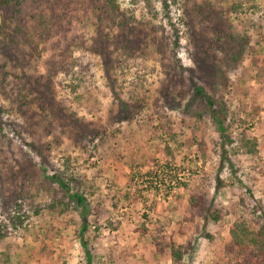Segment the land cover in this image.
Wrapping results in <instances>:
<instances>
[{"label": "rangeland", "instance_id": "1", "mask_svg": "<svg viewBox=\"0 0 264 264\" xmlns=\"http://www.w3.org/2000/svg\"><path fill=\"white\" fill-rule=\"evenodd\" d=\"M190 1L167 0L165 8L163 0H149L156 14V18H153L147 14L144 0H117L122 11L131 12L135 16L134 28L131 29L134 37H142L146 31H150L153 35L151 42L146 45L145 67L142 69L146 80L151 84L147 107L140 115L134 117L131 123L121 118L123 109L117 99L128 101L127 89L128 85L135 81V69L126 71L127 74L123 75L119 69L114 68L112 63L106 64L101 58L93 59L95 67L92 75L89 76L91 78L88 88H91L93 96L97 98L95 104V108L99 111L97 114L90 113L83 106L86 101L80 95L82 89L71 94L70 88L67 87L70 80L59 77L57 81L58 103H62L63 107L66 106L76 114L79 125L75 128L88 127L93 131H98L101 136L107 137L104 143L98 146L99 156L87 162L82 163L80 148L83 147L82 144L86 148L89 138L82 140L80 144L75 142L73 133H76V129H61L56 119H50V124L53 125V130H50L45 121H41V111L36 104L37 98L43 92V85L39 87L36 85L37 81L47 73L49 68L53 67L54 56L61 51L62 44H66L73 34L57 35L44 43L36 38L39 44L38 50L35 51L36 54H32L30 48L24 47L19 55H9L8 58L13 59L11 66H6L0 71V75L4 76L3 83L19 78L22 79L19 87L31 85L35 91L25 100H21L17 94L1 85L0 82V108L4 110L2 115L4 118H10V116L18 118L25 128L22 139L15 138L9 130H5L4 134L0 133V173H6L5 169L11 166L21 169L19 162L23 166L28 164L30 153L21 142L22 140L26 143L35 142L44 145L46 147L43 152L44 157L58 169H62L61 164L64 158L70 160L81 158L76 173L77 179H82L85 186H89L90 181L94 183V193L105 199L106 209L112 220L118 223L116 232L105 230L98 234V239H92L90 246L95 251L97 250L94 258L96 264H171L169 261H157L152 256L150 232H153L154 226L164 227L168 236L176 230L180 225L179 202L185 204L188 190L200 181L197 178L198 175L211 178L218 166L219 157L211 145V140H216L218 137L213 133L210 125L207 126L204 136H197L184 127L182 132L177 133L175 137H170L162 132L152 131L145 123V117L151 108L150 104L158 98L165 80L159 59L162 64H169L171 61L168 45L174 30H177L183 46L178 52L182 65L193 69L201 85L220 104L225 103L229 110L239 108L241 111L239 119L242 120L239 130H243L247 138L255 143L257 157L261 162L264 161V0H255L252 6L244 4L237 12L228 10L231 6L230 0H220V6L229 11L225 16L226 23L222 21L223 25L231 27V38L228 43L224 40L220 44L218 55L211 52L207 56L200 55V44L210 42L213 36L212 30L209 29V24L208 28L200 24L192 14L190 15L189 10L193 7V2L201 3L203 0ZM76 29L80 30L79 26H75L72 31ZM131 32L125 30L112 34L115 39L114 44H125L129 41L128 39L134 42L138 40L131 39L129 35ZM3 47L12 46L9 42H3L0 39V58L3 54ZM78 56L80 52L75 51L73 58ZM109 72L117 73L115 82L111 83L107 75ZM173 76L175 85H172V89L179 88L178 85L184 87L186 81L180 77V73H174ZM228 90H231L230 94ZM188 96L186 93L185 99ZM183 106H185L184 102H181L179 109L170 112L173 125H178L179 117L185 113L204 112V108L198 102L192 103L187 108L184 107L185 111L182 114ZM65 116L62 110L61 119ZM47 128L50 133L45 130ZM117 129L122 134L117 133ZM175 130H177L176 127ZM235 133L236 130L232 129V138L235 137ZM200 139L205 146L201 147L203 151L198 156L197 143ZM225 148L229 152L231 161L235 165L243 163L244 170L249 172L250 155L246 154L244 149L235 142L225 145ZM233 151H237L238 156L231 155ZM155 161L189 168H195L196 163L201 162L203 169L186 184L187 187H184L183 193L174 196L169 202L158 205L156 202L144 199L140 190L133 188L131 180L133 170ZM42 165L36 157L34 166L24 170L25 175L33 183L29 188V195L34 203L45 201L47 196L54 195L49 192V181L43 176ZM259 165L264 167V163H259ZM228 174L227 164L224 163L221 176ZM46 175H52V169L49 167L46 169ZM1 176L4 177V174ZM243 189L239 184H234L233 187L227 186L219 191L211 188L209 192L217 203L226 207L229 205L234 207L236 201L231 198V192L237 190L241 195ZM262 189H264V177L259 179L256 188H253L255 198H262ZM85 197H88L87 194ZM112 197L114 199L110 201ZM94 203L91 200V204ZM113 203L117 204L116 208L112 206ZM144 214H147L146 220L143 219ZM46 215L45 217L31 216L25 222L26 233L14 231L9 237L8 241L19 248L15 254H12L10 264H80L83 261L81 240L74 238V231L80 225L78 216L76 214L69 216L70 226L61 227L57 232L58 235L47 237L45 229L39 232L40 228H48L55 224L53 217ZM230 223L231 217L229 216L217 226L208 224L205 231L213 233L215 241L221 244L228 235ZM89 224H92L91 219ZM142 224L149 233L145 235L139 233ZM182 226L186 228V234H192L197 238L194 251L184 258L182 264H187L189 261L193 264H212L214 254L209 240L203 233L195 234L185 224ZM92 231L93 227H90V233L85 235L86 238H90L89 234ZM8 241L4 240V242ZM44 249L49 250L51 254L44 253L41 256ZM111 249H113V256H116L114 261L104 262L103 254Z\"/></svg>", "mask_w": 264, "mask_h": 264}, {"label": "trees", "instance_id": "2", "mask_svg": "<svg viewBox=\"0 0 264 264\" xmlns=\"http://www.w3.org/2000/svg\"><path fill=\"white\" fill-rule=\"evenodd\" d=\"M167 0H163V6L166 8ZM229 11L237 12L241 10L244 4H254L255 0H230ZM147 14L156 18L154 8L149 0H144ZM186 2H191L186 0ZM193 2V1H192ZM220 0H203L201 3L193 2L190 15L206 28L212 30V39L206 44H200V55L207 56L211 52L218 55L220 44L226 40L229 42L230 26L223 25L228 10L220 6ZM134 14L121 10L117 0H0V39L3 42H9L12 47H3L0 58V71L6 66H11L13 59L9 55H19L25 48H30L32 54H36L39 44L36 41L44 43L57 35L73 34L66 42L62 44L61 51L54 56L52 68L39 78L36 85H43V92L37 98L36 104L41 111V121L53 130L50 119L58 120L61 129H76L73 133V139L77 143L89 138L88 145L82 144V159L70 160L64 158L61 164L62 169L49 162L43 155L46 147L35 142H23L25 148L30 153L28 164H21V169L7 167L6 173H0V264H10L12 254H15L19 248L14 246L9 237L14 231H27L25 222L31 216H47L49 214L54 219V226L45 229L47 237L58 235L59 228L70 226L72 214H76L80 221L79 228L74 231V238L81 240V250L83 261L80 264H96L95 255L97 250L90 244L92 239H98V234L102 231H117L118 223L113 221L108 210L105 207V199L94 193V183L90 181L89 186H85L82 179H77L76 173L82 163L99 156V147L107 138L100 135L98 131H93L88 127L82 129L75 128L79 120H76V114L58 103V79L59 77L69 79L70 93L75 94L79 89L85 102V108L93 114L99 113L95 108L97 98L93 96L91 88L89 89V79L92 70L95 67L93 59H102L104 63H112L114 68L119 69L123 75L126 71L135 69V81L128 85V101L124 102L118 98L122 110L121 118L131 123L134 117H137L147 107L148 94L151 84L146 80L144 60L146 58V45L151 42L153 35L146 31L142 37H134L131 29L134 28ZM226 23V22H225ZM209 24V25H208ZM212 24H215L212 26ZM75 26L80 30L72 31ZM128 30L131 39H138L135 42L128 39L125 44L115 45L112 34H117ZM75 32V34L73 33ZM21 42L23 44H21ZM235 43L233 42V46ZM183 48L181 40L178 37L177 30L172 32V38L168 45L171 61L169 64H159L163 70L165 78L161 92L152 104L149 113L145 117V123L152 131H159L163 134L175 137L177 133L182 132L185 127L195 135L204 136L207 126L210 125L213 133L217 135L216 140H211L212 148L218 154L219 162L215 168L213 177H202L198 175L200 181L188 190V196L185 201L179 202L180 225L169 236L164 227L154 226L151 236L152 256L157 261H169L171 264H182L186 256H190L194 251L196 237L192 234H186L185 224L195 232L203 233L209 240L212 247L214 260L212 264H264V189L261 199L255 198V190L259 179L264 177V167L259 165L256 145L249 140L243 130H239L242 120L239 119L240 110H229L225 103H219L211 96L201 81L195 75L192 68H186L182 65L178 52ZM241 48V47H240ZM75 51L80 52V56L73 58ZM242 53V48L241 51ZM38 55V54H37ZM180 73V77L186 81L184 87L172 89L174 83V73ZM4 74L6 72L4 71ZM127 74V73H126ZM108 77L112 82L116 81L117 73L109 72ZM4 76L0 75L1 85L8 88L21 100H25L35 91L31 85L19 87L22 79H13L9 83H3ZM66 80V79H65ZM184 83V82H183ZM175 88V87H174ZM229 89V87H226ZM229 94L231 90H228ZM186 93L189 95L185 99ZM160 99H162L160 101ZM181 102L184 105L181 108L182 114L185 108L192 103H201L204 108L203 113H185L179 117L178 125H173L170 118V112L179 109ZM65 105V104H64ZM185 107V108H184ZM66 115L61 119V112ZM3 108H0V133L9 130L15 138L22 139L24 134V125L15 119L14 116L4 118ZM156 123V125H154ZM177 130H175V127ZM236 130L235 137L232 138L231 131ZM47 130V133L49 129ZM77 131H79L77 133ZM117 133L122 132L117 129ZM50 133V131H49ZM4 134V133H3ZM97 137V138H96ZM101 138V139H100ZM202 139L197 143V155L203 151L201 147ZM237 143L244 149L246 154L250 155L249 172L244 170V165H235L230 158L227 144ZM104 151V149H103ZM231 155L238 156L237 151ZM39 158L43 164V176L49 181V192L53 196H47V200L34 203L29 195V188L32 181L28 179L24 172L25 168L34 166L35 158ZM224 163L227 164L229 174L221 176ZM52 169V175H46L47 168ZM109 167V163H107ZM4 174V177L1 176ZM256 176V177H255ZM244 179V180H243ZM234 184H239L243 189V194L237 190L231 192V198L236 201L234 207L222 206L216 202V199L210 195V189L216 191ZM184 187H187L184 184ZM253 187V188H252ZM87 194V198L85 197ZM49 195V194H48ZM95 203L91 204V200ZM113 197L109 200L112 201ZM116 208L117 204L113 203ZM231 217V223L226 239L220 244L215 241L213 233H206L205 228L208 224L217 226L222 223L226 217ZM147 214L143 215L146 220ZM92 224H89V220ZM141 225L139 233L145 235L149 233ZM90 227L93 231L90 233ZM155 230V231H154ZM93 234V235H92ZM51 236V237H52ZM45 239V238H43ZM7 240L8 242H4ZM49 250H43L41 256L45 253L50 255ZM113 249L103 254L104 262L114 261ZM187 264H193L191 261Z\"/></svg>", "mask_w": 264, "mask_h": 264}, {"label": "built area", "instance_id": "3", "mask_svg": "<svg viewBox=\"0 0 264 264\" xmlns=\"http://www.w3.org/2000/svg\"><path fill=\"white\" fill-rule=\"evenodd\" d=\"M203 169L202 163L195 168L155 161L131 172L133 188L140 190L144 199L161 203L171 201L183 193L184 184L191 181Z\"/></svg>", "mask_w": 264, "mask_h": 264}]
</instances>
